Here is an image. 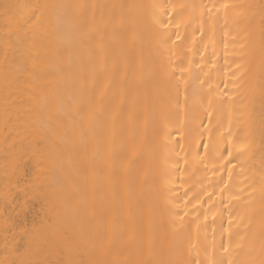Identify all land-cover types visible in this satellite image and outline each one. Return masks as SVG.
I'll return each mask as SVG.
<instances>
[{"label":"bare ground","instance_id":"obj_1","mask_svg":"<svg viewBox=\"0 0 264 264\" xmlns=\"http://www.w3.org/2000/svg\"><path fill=\"white\" fill-rule=\"evenodd\" d=\"M0 264H264V0H0Z\"/></svg>","mask_w":264,"mask_h":264},{"label":"snow or ice","instance_id":"obj_2","mask_svg":"<svg viewBox=\"0 0 264 264\" xmlns=\"http://www.w3.org/2000/svg\"><path fill=\"white\" fill-rule=\"evenodd\" d=\"M7 7V6H6Z\"/></svg>","mask_w":264,"mask_h":264}]
</instances>
